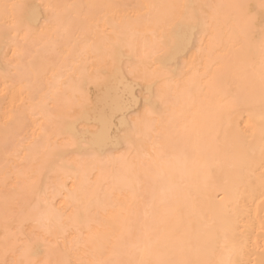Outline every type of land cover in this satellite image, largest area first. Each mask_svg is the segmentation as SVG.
Returning <instances> with one entry per match:
<instances>
[{"label": "bare ground", "instance_id": "1", "mask_svg": "<svg viewBox=\"0 0 264 264\" xmlns=\"http://www.w3.org/2000/svg\"><path fill=\"white\" fill-rule=\"evenodd\" d=\"M0 264H264V0H0Z\"/></svg>", "mask_w": 264, "mask_h": 264}, {"label": "rangeland", "instance_id": "2", "mask_svg": "<svg viewBox=\"0 0 264 264\" xmlns=\"http://www.w3.org/2000/svg\"><path fill=\"white\" fill-rule=\"evenodd\" d=\"M63 261H66V258H65V256H63Z\"/></svg>", "mask_w": 264, "mask_h": 264}]
</instances>
